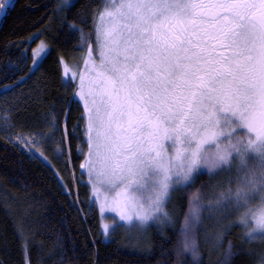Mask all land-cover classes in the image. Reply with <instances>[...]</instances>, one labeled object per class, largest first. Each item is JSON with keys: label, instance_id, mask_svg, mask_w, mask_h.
Listing matches in <instances>:
<instances>
[{"label": "snow or ice", "instance_id": "6c2138e0", "mask_svg": "<svg viewBox=\"0 0 264 264\" xmlns=\"http://www.w3.org/2000/svg\"><path fill=\"white\" fill-rule=\"evenodd\" d=\"M99 18L100 64H91L96 78L87 96L80 75L90 144L81 167L109 191L121 188L113 200L120 220L111 231L169 223L163 204L207 169L210 176L228 173L226 188L213 185L214 193L224 190L207 210L235 212L248 242L264 239V0H104ZM35 135L18 139L31 144ZM201 199L197 193L190 201L182 228L183 249L194 258ZM104 231L108 238V226Z\"/></svg>", "mask_w": 264, "mask_h": 264}, {"label": "trees", "instance_id": "16d2710c", "mask_svg": "<svg viewBox=\"0 0 264 264\" xmlns=\"http://www.w3.org/2000/svg\"><path fill=\"white\" fill-rule=\"evenodd\" d=\"M103 1L74 0L59 10L57 0H12L0 20V98L12 130L38 131L46 157L28 156L0 131V264H259L264 239L248 242L235 212L207 210L209 199L228 186V173L210 176L207 169L172 193L169 223L142 234L116 227L103 240L78 151L86 144L83 108L76 81L66 84L61 65L79 72L80 33H95ZM36 41L49 51L31 69ZM218 182L224 188L214 193ZM197 193L203 207L194 258L183 249L182 228Z\"/></svg>", "mask_w": 264, "mask_h": 264}, {"label": "rangeland", "instance_id": "374dc122", "mask_svg": "<svg viewBox=\"0 0 264 264\" xmlns=\"http://www.w3.org/2000/svg\"><path fill=\"white\" fill-rule=\"evenodd\" d=\"M0 2L2 3V5H0V6H4V0H0ZM11 2H12V0H8L7 6L4 8V14H5L7 7H10ZM57 2H58V9L64 10V9L69 8L72 5V3L74 2V0H69L68 4H63L62 0H57ZM103 7H104V1L100 7V10ZM109 8H110V6H109ZM100 10H99V12H100ZM99 12L97 15V26L95 28V33L91 34L92 36L80 33L81 35H80V39H79V44H80L79 47L81 48L82 61H81L79 72L75 73V70L70 66V67H67L68 71H67V73H65V65H64L65 63L61 62L63 77L66 79L71 78V80L76 81V83H75V85H76L75 96L83 108V113H84L85 122H86V144H85L83 155H82L81 165L86 164L87 161L89 160L90 144L88 142V136H87L89 113H88L87 108H85V100L80 99V93H81L80 75L83 74L85 77L84 94H85V96H87L89 80L96 78L95 73L90 70L91 64L93 62L96 65L100 64V55H99V52L97 51V47H96L97 29L99 28L100 23H101L100 18H99ZM4 14L0 15V20L2 19ZM109 20H110V18H106L105 23H107ZM74 30H75V28H74ZM82 36H84L86 38V40H82ZM34 38L35 37L33 36V38H31V41ZM90 49H91V53L89 51ZM48 51H49V49L45 43L40 42V41H36L34 43V47L32 49L33 60H32V68L31 69H34L33 68V61L39 60V64H40V62L42 61L44 56L48 53ZM90 54H91V60H89ZM86 62H88L89 67L85 66ZM97 71H99V69H97ZM91 99H92L91 97L88 98V106L89 107L92 106L91 105ZM4 104L5 103H3L2 99L0 98V114L6 115L9 117V111H7V109H5ZM93 115H95L94 109H93ZM10 122H11L10 117L7 121L0 119V131L2 133H4L6 136H8L15 144H17L22 149V151L25 152L28 156H30V157H32V156L33 157H35V156L42 157V154L40 152L41 151V136H40L41 134L36 130L24 131V132H20V133L15 132L12 130ZM239 131H245V130L240 129ZM33 134H36L35 135V141L31 144L25 143V140L33 141ZM21 135L25 138V140H19L18 139V137H20ZM94 135H95V133H93V136ZM93 159H94V157H93ZM83 170L85 172L84 174L86 175L85 176L86 181L89 185L90 199L94 202L95 207L97 209V214H98V218H99V222H100V230H101V233L103 236V240L107 241L112 236L113 231H111V229L113 227L114 220L115 221L120 220L119 211L116 209V206L113 203V200L116 198V192L121 191V188L117 187L115 189V191H109L107 189L106 185L96 182L95 176L89 175L87 167L83 168ZM197 174H194L195 177ZM173 179H175V177H173ZM182 187H184V186H178L177 189L182 188ZM131 194L132 195H138V193H136L135 189L131 190ZM168 201H169V199L163 204V211H166ZM120 223L123 224L125 222L120 221ZM153 224L154 225H162V224H158V223H153L152 221L148 222V226L153 225ZM105 226H108L109 231H110V235L108 236V238H106V236H105V231H104ZM131 232L132 233H138V234L143 233V231H139V230H132Z\"/></svg>", "mask_w": 264, "mask_h": 264}, {"label": "flooded vegetation", "instance_id": "af4514ba", "mask_svg": "<svg viewBox=\"0 0 264 264\" xmlns=\"http://www.w3.org/2000/svg\"><path fill=\"white\" fill-rule=\"evenodd\" d=\"M199 2H203V3H215L216 0H199Z\"/></svg>", "mask_w": 264, "mask_h": 264}, {"label": "water", "instance_id": "95a60500", "mask_svg": "<svg viewBox=\"0 0 264 264\" xmlns=\"http://www.w3.org/2000/svg\"><path fill=\"white\" fill-rule=\"evenodd\" d=\"M14 1V0H13ZM13 5V2H12V4H11V6Z\"/></svg>", "mask_w": 264, "mask_h": 264}]
</instances>
